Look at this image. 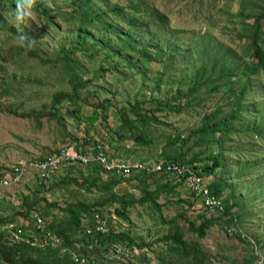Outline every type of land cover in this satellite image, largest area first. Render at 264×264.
I'll list each match as a JSON object with an SVG mask.
<instances>
[{
  "label": "rangeland",
  "instance_id": "1",
  "mask_svg": "<svg viewBox=\"0 0 264 264\" xmlns=\"http://www.w3.org/2000/svg\"><path fill=\"white\" fill-rule=\"evenodd\" d=\"M83 1L36 0L31 9V15L35 19L27 18L24 23L19 24V30L27 34L32 41L30 48L19 46L17 36L0 23V175H8L12 165L20 160L37 159L68 144L72 147L84 146L87 149L100 145L113 157L153 163L164 157L165 149L172 147L167 145L169 136L184 135V138L189 139L188 142L182 144L181 137L177 143L178 146H183L182 150H186L184 158L189 160L192 155L199 156L196 164L205 170L204 177L208 182L215 177H223L226 180L227 187L221 199L225 200L229 196L230 201H238V205L233 208V212L240 213L241 216L238 228L233 226L235 229L228 231L229 225L217 219V211L205 209L201 199L193 198L187 183L177 185L173 189L176 193L172 189L163 190L158 199V203L163 207L159 209L150 200L139 202L138 199L145 196L143 187L137 186L135 180L123 179L114 191L118 196L129 193L137 201L130 203L125 215L116 213L115 208L119 205L117 199L112 203L108 202L104 207L92 208L91 212L83 216L86 220L84 229L94 225V214L99 212L95 210H101L111 230L126 232L138 244L147 243V246L130 247L125 241L107 244L108 250H111L116 243H120L123 252L112 258L108 257L105 262L103 259L98 262L159 264L158 255L166 252L168 245L167 242L161 241L162 238L179 230L184 239L199 242L202 250L209 256L206 264H264V161L259 160L253 165L249 161L247 165H243L246 156L250 157L254 152L236 154L233 151L236 144L253 150L261 140L257 141L255 137L240 138L244 133H233L227 140L219 142L218 135L213 134L211 142L200 141L193 144V137H187L192 128L199 124L205 111H210L217 105L222 106L225 113L231 109L224 92L230 85L229 81L225 79L226 87L219 89L217 93L197 96L195 100L200 99L199 104L194 101L189 104L186 97L181 100L172 98L176 84L170 86L167 96L175 104V109H158V119L139 127V131L152 138V144L136 143L127 131L124 132L125 137L122 140L118 142L116 139V132L121 124L120 113L133 106L135 95L138 99H143L151 93L156 75L163 73L164 78H167L169 74H176L177 70L186 68L191 62L196 64V56L190 55V50L183 46L185 41L190 40L193 32H209L219 43L234 47L240 54H244L252 41L249 34L254 31L255 21V17L247 14L263 13L264 0H146L147 7L158 9L167 17L169 31L177 33L181 43L179 46L185 50L173 51L171 61L149 59L139 62L142 69L137 70L126 66L124 56L119 57L113 53L114 43H110L113 47L106 51L99 45L91 47L92 40H87L86 46L95 50L96 56L91 55L90 49H76L73 54L85 71V78L93 77L87 85L79 88L84 94V97L80 98L77 90L73 88L72 71L65 61L58 57L65 51L62 49L63 45L68 49L69 43L76 37L80 18H74L70 12ZM93 1V10L103 9L115 2L125 6L129 4L128 0ZM7 4L0 0V16L17 25V10L10 7H17V0L8 1ZM147 7H142L141 12L137 14L131 13L130 8L126 7L125 18L134 15L138 16L139 20L147 18L152 28L160 29L158 21L153 22L147 16ZM242 10H245L246 14H242ZM103 21L111 23V27H117L118 30L128 29L126 24H118L110 16L100 18L90 26L94 39L102 37L105 40L100 31ZM261 23V36L264 41V15L261 17ZM164 36H169V33L161 35ZM144 42L145 38L141 40V43ZM122 54L130 56L131 62L135 60L134 55L126 49L122 50ZM246 58L248 59L247 56ZM166 63L169 67L164 70ZM100 66L104 71H100L95 78L96 71L101 70ZM145 71L147 80L142 76ZM260 73L255 79L257 94L251 91L247 99L264 109V73ZM166 86L162 84L153 92L155 98L166 96ZM66 91L72 94L73 98L68 96L61 102L55 100L58 93ZM106 99H109V105L107 113H104L102 104L107 106ZM145 105L155 107L158 104L148 101ZM104 114H107V117ZM262 114L264 115V112ZM248 115L250 117L249 112ZM244 116L245 111L242 112V118ZM262 144L264 146V142ZM221 147L224 148L220 155L222 165L213 173L206 171L207 164H210L207 159L209 154L219 152ZM70 166H62L56 175L45 180L33 170H27L19 182L0 189V232H6L4 236L7 241L11 238L7 235L9 231L7 233L5 229L7 224L31 225L30 218L24 214L29 209L41 213L49 224L68 217L69 212L65 208L69 204L79 201H85L87 204L103 202L105 197L109 196V192L103 193L95 187L87 188L85 178L91 179L96 175L91 166ZM109 176L111 175L103 174L105 180H108ZM169 178L162 179L161 175H158L154 181L150 180V188H155L158 181L172 184L175 179ZM230 192H233V195H230ZM24 201L27 205H24ZM203 211L216 220L207 229L206 235L199 238L189 230V223H198L197 215ZM170 220H175V223H169ZM239 229L240 231H237ZM236 232H239V237ZM243 236L252 240L258 238L260 241L249 244L241 240L247 238ZM86 253L88 254L87 251ZM248 260L251 262L247 263ZM0 264L6 263L0 260Z\"/></svg>",
  "mask_w": 264,
  "mask_h": 264
},
{
  "label": "trees",
  "instance_id": "2",
  "mask_svg": "<svg viewBox=\"0 0 264 264\" xmlns=\"http://www.w3.org/2000/svg\"><path fill=\"white\" fill-rule=\"evenodd\" d=\"M4 1L5 4H7L8 1L13 2L15 0ZM128 1L129 4L126 6L115 2L114 4L106 6L103 9L99 8L93 10L94 1L84 0L71 10L70 14L74 18L79 16L80 24L77 25L76 37L69 43V48L66 49L65 45H63L62 49L65 51L61 53L58 58L64 60L69 70L72 71L73 88L77 90L78 96L80 98L84 97V94L79 88L81 86L87 85L88 82L93 78H85V71L73 56L76 49H90L92 50L91 55L96 56L97 52L86 46L85 42L87 40H92L91 47L99 45L106 51L109 48L115 46V48L112 49L113 53L119 57L124 56L126 58L125 60L127 61L126 66L133 67L137 70L142 69V66L139 64V62L149 59L154 61L167 59L171 61L173 57V51L177 50L181 52L185 49H188L190 50V55L196 56V64L191 62L186 68L177 70L178 72L176 74H169L167 78H164L163 73L156 75L155 80L153 81L152 91L146 98L138 99L137 95H135L133 106L127 110H123L120 113L121 124L120 128H118L120 130L117 129L116 132L117 141L119 142L122 140L125 137L124 132L127 131L130 132L136 143L145 145L152 144V138L144 135L142 131H139V127L142 125H149L152 120L158 119V116L156 115V111L158 109H175V104H173V101H171L167 96L172 85L176 84L175 93L172 95V98L181 100L182 97H186V100L189 102V104L192 101L199 104L200 99L195 100L197 96H208L209 93L219 92V89L226 87V82L224 81L226 79L229 81L230 85L227 89H224V92L227 102H229L231 105V109L225 113L223 111V107L217 105L212 110L205 111L201 116L199 124L192 128L187 137H193L192 143L197 144V142L199 143L200 141L207 143L211 142L213 134L218 135L217 141L223 142L229 138L230 134L244 133L240 135V138L255 137L254 139L261 141L255 145V149L253 150L246 147L245 145L239 146L236 144L237 147L234 146L233 151H235L236 154H243V152H254L250 154V157L246 156L247 159L243 161L245 162L243 165H247L249 161L251 165L255 164V162H259V160L261 162L264 161V146H262V143L264 142V115L262 112H264V109H260L258 106H256V102L255 104H252V102L247 99L251 91H254L253 93L257 94L258 86L255 84V79L260 76V72L264 73V41L261 36V17H263L264 12L258 15H254L253 13L247 14V16L255 17V21L253 23L254 31L249 34L252 41L250 45H248L247 51L244 54H240L236 48L223 45L216 41L212 34L202 31L193 32L191 34L190 40H187L183 43L185 49H182L180 47L181 45L179 46L181 43L177 33H171L169 31L167 26L168 19L166 16L161 14L158 9H153V7L149 6L147 7L146 0ZM10 7L17 10L16 6ZM126 7L130 8L131 13L136 14L141 12L142 7H147V16L150 17L153 22L154 20H157L159 24L158 28L160 29L155 30L152 28L149 25L147 18L144 20H139V17L136 15L125 18V10H127ZM245 8L246 7H244V9ZM241 13L246 14L245 10H242ZM107 16H110L112 20L118 24H126L128 29L123 30V28H120L118 30L117 27L112 28L111 23L103 21L101 23L100 31L103 33L105 40H103L102 37L94 39L90 26L94 24L96 20L100 18H107ZM0 17L1 25L7 28L14 35L18 36L19 29L17 28V25H13L2 16ZM167 33H169V36L161 37V35H165ZM144 38L145 42L141 43V40ZM110 43H114V45L110 46ZM123 49H126V51L129 53H132L135 57V60L131 62L130 56L128 57V55L122 54ZM166 50L169 52L167 53ZM30 52L37 53L32 50H30ZM40 57L42 58L41 55ZM168 67V63L164 64V70H167ZM100 69L101 70L96 71L97 73L95 78L98 77L100 71H104L102 66H100ZM142 76L144 80H147V71H145ZM162 84L167 85L166 96L155 98L153 92L157 88H160ZM68 96L73 98V95L67 91L65 93L60 92L55 96V100L61 102ZM148 101H155L158 105L155 107H146L145 104ZM106 104V107H104V104H102L104 113H107L108 111L109 99H106ZM243 111H245L246 114L244 118H242ZM248 112L250 113V117ZM104 116L107 117V114H104ZM181 137L183 138L182 144H186L189 139L187 140V138H184V135L173 134L172 136H169L167 145L172 147H170L169 150L165 149L163 151L164 157L161 158H166L167 160L187 164L193 168L200 169L198 171L199 174L204 176L205 170H202V168H199L196 164V162L199 161L197 158L199 156L192 155L189 160L184 158L186 155V150H182L183 146H178L177 144L181 140ZM68 145L71 146V144ZM73 148L77 151L83 152L96 153L98 151V145L92 150H88L86 147L79 145H76ZM222 151H224L223 147H221L219 152L209 154L207 159L210 161V164H207L206 171L208 170L210 173H213L218 167L222 165L220 161V155ZM109 156L111 158H116L110 154ZM70 165V167H72L73 165L78 164ZM87 165L91 166L96 174L91 179L89 177L85 178L84 181L87 182V188L90 189L95 187L98 191H102L103 193L109 192V196H106L103 202L96 201L95 203L90 202L87 204L85 201H79L69 204L68 207L65 208V210L69 212L68 217L62 218L59 222L52 221L49 224L46 223L47 230H50L54 235L62 238L63 243L60 245H54L53 243H50L46 246H40L33 243L31 239L32 235L34 234V223L31 219V225L29 226L24 225L23 223L7 224L5 229H7V233L9 231L7 235H9L11 238L10 241H7L4 236V233L6 232L4 230L0 232L1 261L6 264H101L98 262V260L102 258H97L94 261L90 259L86 263H79L76 262L74 258H72L69 252H63L64 248L76 250L77 247H79L81 251L86 252L87 244L93 241V238L87 234L83 236L81 241L76 240L77 234L84 230L86 221L85 218H83L84 214L91 212V209L94 207H104L108 202L112 203L117 199L119 201V205L117 208H115V211L119 215H125L130 203L137 201V199L134 200L132 196L129 195V193H124V195L118 196L117 192L114 191L115 187L120 184L123 179L135 180L137 182V186L143 187L145 190V196H143L141 199H138L139 202H146L150 200L152 201L153 205L157 206L159 209L163 207L161 203H158V199L161 196L163 190H173L177 185L186 183V179L184 177H177L174 173L148 172L147 170L135 171L124 176H115L110 174L111 176H109V179L105 180L103 178V174L106 172L100 162L94 161ZM244 169L249 168L244 167ZM158 175H161L162 179L171 177L169 179L175 180L172 182V184L170 182L168 183L158 181L155 188H150V180L154 181ZM208 186L210 192L220 198L224 189L227 187L226 180L223 177H215L210 182H208ZM189 188L192 192L193 198L201 199L200 196L196 195V191L194 189H191V187ZM173 192L176 193L174 190ZM230 195H233V192H230ZM229 198L230 197L228 196L225 200H222L224 204V211L219 213L217 219L221 220L222 223L226 225L235 226L238 228V222L240 221L241 216L240 213L233 212V208L235 205H238V201H230ZM25 199L27 200V198ZM201 202L205 209H210L203 203L202 199ZM24 203V205H27L25 201ZM31 210L34 209H29L24 213L28 218H31ZM95 211L100 212L101 210ZM197 217L199 219L198 223L191 221L189 223V230L193 233H196L197 236L201 238L206 235L207 229L215 222L216 219L207 215L205 211L200 212ZM169 223H175V220H170ZM8 225L12 226L8 227ZM19 227L22 229L21 238H17L13 234V231ZM236 235L239 237V232H236ZM95 237L102 243L103 253L107 250L105 247L108 248L107 244H113L117 241H125L130 247L142 245L147 246V243L138 244L136 240L130 237L126 232H115L111 229L109 233L96 234ZM247 238H241V240L249 244H254L253 241H255V243H259L260 241L258 238H256V240H252L249 237ZM161 241L167 242L168 245L167 251L158 255V261L160 262L159 264H206V261L209 258L206 252L202 250V247L197 240L190 241L184 239L182 232L179 230H176L174 233H168L164 235ZM101 250L102 249H99L98 251ZM105 261L106 259H103V262ZM250 262L251 260L247 261V263Z\"/></svg>",
  "mask_w": 264,
  "mask_h": 264
},
{
  "label": "built area",
  "instance_id": "3",
  "mask_svg": "<svg viewBox=\"0 0 264 264\" xmlns=\"http://www.w3.org/2000/svg\"><path fill=\"white\" fill-rule=\"evenodd\" d=\"M104 147V146H103ZM98 161L102 164L107 174L115 176L129 175L132 172L139 170H147L148 172H165L174 173L177 177H184L185 182L191 189L196 191V195L200 196L203 203L210 209L217 211L218 213L224 211V204L220 197L213 195L210 192L208 181L204 176L199 174L197 168H193L187 164H182L167 160L166 158H159L153 163L145 162L142 160H124L118 158H111L109 154L98 145V151L83 152L77 151L69 145L62 146L55 151H50L44 154L42 157L30 160H20L12 165L11 171L8 175H0V189L8 187L14 183L19 182L27 170H33L36 175L41 179H49L56 175L61 167L70 164H83L87 165L91 162ZM36 210L30 211V219L34 223V234L31 241L40 246H46L53 243L54 245H60L63 243L61 237L53 234L46 228V221L42 215ZM94 225L87 226L82 232L77 234V241H81L85 234L93 238L91 243L87 244V252H83L77 247L76 250L64 248L63 252H69L76 262L86 263L88 260H96L97 258L108 259L116 254L123 252L120 243H116L111 250L109 247H105L107 250L103 253L102 243L95 237L96 234H107L110 231L107 219H105L100 212L94 214ZM12 225H10L11 227ZM235 229L233 226H228L227 230L231 231ZM240 230V229H239ZM22 229L19 227L13 231V234L17 238H21ZM99 249L101 253H99ZM98 252V253H97Z\"/></svg>",
  "mask_w": 264,
  "mask_h": 264
},
{
  "label": "clouds",
  "instance_id": "4",
  "mask_svg": "<svg viewBox=\"0 0 264 264\" xmlns=\"http://www.w3.org/2000/svg\"><path fill=\"white\" fill-rule=\"evenodd\" d=\"M36 0H17V11L16 19L19 22L17 28L19 29V24L24 23L27 18L35 19L31 15V9L34 7ZM19 46L30 48L32 46V41L22 30H19L18 36L16 37Z\"/></svg>",
  "mask_w": 264,
  "mask_h": 264
},
{
  "label": "crops",
  "instance_id": "5",
  "mask_svg": "<svg viewBox=\"0 0 264 264\" xmlns=\"http://www.w3.org/2000/svg\"><path fill=\"white\" fill-rule=\"evenodd\" d=\"M88 150H92V149H88Z\"/></svg>",
  "mask_w": 264,
  "mask_h": 264
}]
</instances>
